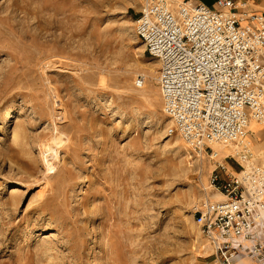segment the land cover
<instances>
[{
    "label": "rangeland",
    "instance_id": "1",
    "mask_svg": "<svg viewBox=\"0 0 264 264\" xmlns=\"http://www.w3.org/2000/svg\"><path fill=\"white\" fill-rule=\"evenodd\" d=\"M142 3L0 0V264L215 259L214 167L167 135Z\"/></svg>",
    "mask_w": 264,
    "mask_h": 264
},
{
    "label": "built area",
    "instance_id": "2",
    "mask_svg": "<svg viewBox=\"0 0 264 264\" xmlns=\"http://www.w3.org/2000/svg\"><path fill=\"white\" fill-rule=\"evenodd\" d=\"M134 30L160 64L167 135L213 164L209 188L222 198L195 214L212 255L218 264H264V166L250 164L241 142L249 120L264 124V16L246 1L143 0ZM228 159L245 165L236 173Z\"/></svg>",
    "mask_w": 264,
    "mask_h": 264
},
{
    "label": "crops",
    "instance_id": "3",
    "mask_svg": "<svg viewBox=\"0 0 264 264\" xmlns=\"http://www.w3.org/2000/svg\"><path fill=\"white\" fill-rule=\"evenodd\" d=\"M216 1V0H215ZM237 1H246L247 9L254 13H259L264 16V0H237ZM205 4L204 0H197ZM207 4V3H206ZM208 6H213V4H208ZM262 64L264 65V54L261 59ZM243 146L247 149L250 159V164L253 166H264V124L256 122L254 120H249L244 129L243 136L241 139ZM217 152L223 157L227 156L229 149L221 147L216 149ZM233 162L229 165L232 171L239 173L240 166H244L237 160L230 159ZM258 215L260 221L264 224V200L262 205L259 207ZM211 264H218L217 261L213 258Z\"/></svg>",
    "mask_w": 264,
    "mask_h": 264
}]
</instances>
